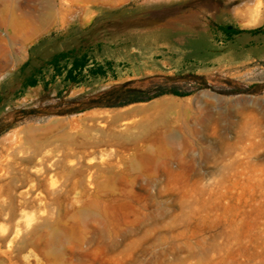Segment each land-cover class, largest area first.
Masks as SVG:
<instances>
[{
    "label": "rangeland",
    "instance_id": "1",
    "mask_svg": "<svg viewBox=\"0 0 264 264\" xmlns=\"http://www.w3.org/2000/svg\"><path fill=\"white\" fill-rule=\"evenodd\" d=\"M223 26L264 0H0V264H264V32Z\"/></svg>",
    "mask_w": 264,
    "mask_h": 264
},
{
    "label": "crops",
    "instance_id": "2",
    "mask_svg": "<svg viewBox=\"0 0 264 264\" xmlns=\"http://www.w3.org/2000/svg\"><path fill=\"white\" fill-rule=\"evenodd\" d=\"M92 24V23H91ZM93 25V24H92ZM53 38H48V39H41L37 43H35L28 55V59L26 60V64H31L34 60L35 57V49H37L41 44L46 42L51 41ZM66 39V37H65ZM54 41H57V38L54 37ZM91 50V49H90ZM88 50L85 46L79 45V46H70V47H65L63 49H60L56 51L51 59L45 64L42 65V67L38 68V71L42 72L41 74L37 75L35 79H37L38 84L41 85L45 81L44 77V71L47 69L51 74H52V79L56 81L57 79H60L61 81H64L65 83L71 84L68 76L73 73V75L77 77L78 83H80L81 78L86 75L87 69H88V64L93 61L94 53L92 51ZM64 56V59H62L57 66L52 65L51 63L53 60L59 58L60 56ZM86 60V65L81 69H76L75 63L80 62L82 60ZM91 70V69H90Z\"/></svg>",
    "mask_w": 264,
    "mask_h": 264
},
{
    "label": "trees",
    "instance_id": "3",
    "mask_svg": "<svg viewBox=\"0 0 264 264\" xmlns=\"http://www.w3.org/2000/svg\"><path fill=\"white\" fill-rule=\"evenodd\" d=\"M220 31L227 37V38H232L236 35H239V34H244V33H251V34H258V33H262L264 32V27H260V28H257V29H254V30H241V29H237L233 26H223L220 28ZM64 59V56H60L59 58L53 60V62L51 63L52 65H55L57 66L59 64V62ZM28 64H26V66H28ZM86 65V60H82L80 62H76L75 63V67L76 69H81L83 70V68L85 67ZM90 72L93 74V75H105L106 71L104 70L103 67H98L96 69H91ZM42 72L40 71H36L32 76H30L27 80H26V83H25V87H35L37 86L38 84V81L37 79H35V77L39 74H41ZM69 80L71 83H78V80H77V77L76 75L74 76L73 73H71L69 76H68ZM136 93L135 97L133 99H130L127 103H123L121 105H126V104H129V103H134V102H139V101H144V100H150V97H148L147 95V91H134ZM165 94H174L176 96H186L187 94L186 93H183L181 91H178V90H171V91H166V90H162L160 91L157 95L153 96L154 97H158V96H162V95H165ZM152 98V97H151Z\"/></svg>",
    "mask_w": 264,
    "mask_h": 264
},
{
    "label": "bare ground",
    "instance_id": "4",
    "mask_svg": "<svg viewBox=\"0 0 264 264\" xmlns=\"http://www.w3.org/2000/svg\"><path fill=\"white\" fill-rule=\"evenodd\" d=\"M171 104V106L172 105H176V103H169V102H163V101H159V102H155L154 104H151L150 105V107H157V106H164V105H170ZM143 110V108H139V109H136L135 111H142ZM131 113V111L130 112H125V113H122V112H118V113H112L111 114V116H110V118H112V119H120V118H123L124 116H126V115H128V114H130ZM9 154H11V153H9ZM12 154H16L15 152H13ZM45 157V156H44ZM18 160V159H17ZM11 161V160H10ZM16 161V160H15ZM58 161V160H57ZM23 162V161H22ZM9 163V162H8ZM16 163V162H15ZM52 164V163H51ZM19 178H20V176H18ZM18 178V179H19ZM15 178H13V180H14ZM17 179V180H18ZM16 181V180H15ZM13 183V182H12ZM18 184V183H17ZM16 184V185H17ZM35 187V186H34ZM29 191V192H28ZM27 192L30 194V190H28ZM32 191V190H31ZM26 192V193H27ZM26 193H24V191L23 192H20L19 193V195H17V197L19 196L20 198H23L25 201H26ZM29 196V195H28ZM31 197V196H30ZM23 200V201H24ZM28 200V199H27Z\"/></svg>",
    "mask_w": 264,
    "mask_h": 264
}]
</instances>
